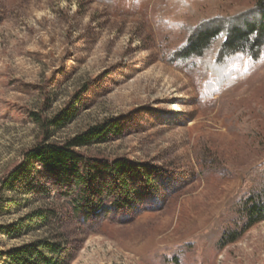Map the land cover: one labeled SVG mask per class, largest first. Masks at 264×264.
Wrapping results in <instances>:
<instances>
[{
	"label": "rangeland",
	"instance_id": "374dc122",
	"mask_svg": "<svg viewBox=\"0 0 264 264\" xmlns=\"http://www.w3.org/2000/svg\"><path fill=\"white\" fill-rule=\"evenodd\" d=\"M256 1L0 0V179L36 144L33 115L67 110L74 118L52 142L115 124L107 143L80 150L87 164L125 161L153 180L130 179L127 206L104 201L91 213L75 206L71 183L37 167L20 195L6 193L15 206L0 227L36 210L54 217L20 224L17 238L2 232L0 253L55 239L58 264H264V222L217 248L246 174L264 161V57L236 55L224 70L208 54L181 69L162 54L182 45L186 25ZM113 183L102 173L88 188Z\"/></svg>",
	"mask_w": 264,
	"mask_h": 264
},
{
	"label": "trees",
	"instance_id": "16d2710c",
	"mask_svg": "<svg viewBox=\"0 0 264 264\" xmlns=\"http://www.w3.org/2000/svg\"><path fill=\"white\" fill-rule=\"evenodd\" d=\"M178 1L186 3V0ZM186 26L183 28L185 38L182 45L171 53H162L170 65L181 69L192 65L190 68H194L209 54L213 55L212 65L225 70L227 61L236 55L245 57L254 65L264 57V0H258L251 8L234 15H211L198 20L193 26ZM33 118L39 130L36 144L22 154L21 163L15 170L0 179V216L15 206L6 193L20 195L37 167L62 184L71 183L77 193L75 206L91 213L97 212L104 201L115 207L127 206L134 195L128 182L132 178L143 182L146 188L151 186L153 180L149 169L139 170L119 160L111 164L88 165V160L80 153V150L107 143L109 137L120 132L117 125L103 122L56 144L52 139L73 120L72 112L60 111L50 119L38 115H33ZM102 173L111 174L114 183L103 192H91L90 184L95 183L97 175ZM245 182L248 185L247 195L230 207L229 213L233 217L229 225L225 228L223 225L217 245L219 250L235 243L254 225L264 222V161L246 174ZM93 198L98 201L95 205L91 203ZM53 217L52 210H36L7 229L0 227V234L4 232L17 238L21 234L20 224L46 226ZM61 254V243L55 239L42 240L16 248L8 255L0 253V264L5 257V264H58Z\"/></svg>",
	"mask_w": 264,
	"mask_h": 264
}]
</instances>
